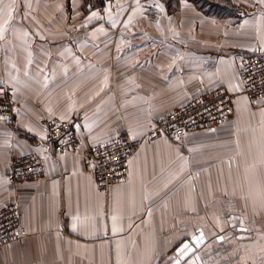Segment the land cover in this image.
Segmentation results:
<instances>
[{
	"label": "crops",
	"instance_id": "0c3cea01",
	"mask_svg": "<svg viewBox=\"0 0 264 264\" xmlns=\"http://www.w3.org/2000/svg\"><path fill=\"white\" fill-rule=\"evenodd\" d=\"M92 11L99 15L88 21ZM14 15L12 27L28 35L8 30L0 41V83L13 89L17 113L12 124L0 120V207L19 202L27 235L0 246V264H169L189 225L230 219L251 229L242 248L233 241L237 255L226 259L208 235L197 254L207 264L256 256L264 105L229 85L239 88L243 56L264 52L263 13L218 16L191 0H17ZM220 87L232 93L230 118L179 139L144 140L126 178L97 187L84 160L93 145L121 131L141 136L157 117ZM49 116L73 123L75 149L55 152L45 141ZM25 153L41 158L44 175L12 185L10 160Z\"/></svg>",
	"mask_w": 264,
	"mask_h": 264
},
{
	"label": "built area",
	"instance_id": "2783aa9c",
	"mask_svg": "<svg viewBox=\"0 0 264 264\" xmlns=\"http://www.w3.org/2000/svg\"><path fill=\"white\" fill-rule=\"evenodd\" d=\"M237 75L238 92L250 100H258L264 95V52L245 55L240 60ZM0 119L12 124L16 118L15 104L11 98L12 88L0 85ZM232 93L220 87L205 92L201 96L157 117L153 125L141 136L132 138L127 131L118 132L111 139L93 145L85 153V165L94 173L100 190L106 191L115 182L124 180L128 174L129 161L138 147L146 139H155L160 134L179 139L186 132L197 129H211L232 115ZM45 127V141L55 152L75 149L80 144V136L72 127L73 123L56 116L41 118ZM44 175L41 158L35 153L12 156L6 174L7 181L16 185L23 181L37 180ZM27 235L22 223L19 202L15 199L0 207V246L18 241Z\"/></svg>",
	"mask_w": 264,
	"mask_h": 264
},
{
	"label": "snow or ice",
	"instance_id": "6c2138e0",
	"mask_svg": "<svg viewBox=\"0 0 264 264\" xmlns=\"http://www.w3.org/2000/svg\"><path fill=\"white\" fill-rule=\"evenodd\" d=\"M261 3H264V0H260ZM17 5V0H0V41H4L6 40V36L5 33L8 30H11L13 37H17V36H27L28 32L27 31H23L20 32L18 29L13 28L12 27V23L15 21V15H14V10L16 8ZM91 9V5L89 6V10ZM122 10V7H121ZM103 11L105 13L110 12V8L107 6V4L105 5ZM135 11V9H134ZM99 12L98 11H92L91 15L87 17L88 21L93 20L94 18L98 17ZM131 22V16L129 17V20L125 21V26H127L128 24H130ZM115 26V22H113V27ZM257 39L260 40L261 43V50H264V35H261L259 32V27L257 28ZM25 75H27V72H25ZM229 90L230 91H236L238 90V86H233V85H229ZM4 89L0 88V95L3 94ZM247 99V98H245ZM260 104L264 105V95H262L259 98L258 101ZM13 111L15 112L16 110L13 109ZM255 115V114H253ZM260 115L262 117V122H264V109L261 110ZM0 119H3V117H0ZM63 119V117L61 118ZM77 127H79L77 125ZM138 133H131V136L133 139H135V136ZM78 217H73V219H77ZM112 219L115 221L116 217L113 216ZM239 224H240V228L238 229L240 232L242 233H246V232H250L251 229L245 227V221L243 219L239 220ZM232 225V221L231 219L228 220L225 225L221 228V231H224L227 229L228 226ZM213 228H217L220 227V223L219 220H217V222L215 224L212 225ZM73 229H75V225H73ZM113 231H117L115 225L113 226ZM199 234L195 235V234H191L189 233L190 236V240L188 238H185L180 245L175 249V256L174 257H169V264H181V262L184 260L185 257L189 256V253H192L193 258L189 259L187 261V264H198V262H200V264H207V261L203 260V257L199 254H197L198 250L200 249V247L202 245H204L205 243V239H206V235L205 232L203 230H198ZM258 232L260 233V239L264 240V228H261L258 230ZM208 235L214 236L215 242L216 243H220V242H224V241H230L232 238L230 236H225L222 234H216L214 232H209ZM249 237L241 235V236H237L235 239L237 241H242L245 239H248ZM245 248V250H247L248 246L244 245L243 246ZM212 248L211 245L208 246L207 249H205L206 252L210 251ZM237 252L234 250L231 253H228V257H226V259L236 256ZM251 259L252 260V264H264V244H262L259 247V251L256 254V256H245V257H241V264H247V261ZM230 264V262H229Z\"/></svg>",
	"mask_w": 264,
	"mask_h": 264
},
{
	"label": "rangeland",
	"instance_id": "374dc122",
	"mask_svg": "<svg viewBox=\"0 0 264 264\" xmlns=\"http://www.w3.org/2000/svg\"><path fill=\"white\" fill-rule=\"evenodd\" d=\"M98 1L99 0H94L95 3H97ZM194 1H196V0H194ZM196 4H199V5L201 4L202 5L201 9L204 11L210 9V11L220 12L221 14H224L225 16H233V17L234 16H240L241 14H243V13L246 14V13L250 12L251 10L258 11V13L264 14V3H261L260 0H251L250 3L249 2L247 3L245 0H206V1L205 0H197ZM209 4H213V5L210 6ZM4 84H6V83H4V82L0 83V85H4ZM12 92H13V89L11 90V98H12ZM224 225L225 224H221L220 227H217V228H213L212 225H207V226L205 225L204 228H202V227L200 228L199 226H190L189 225L188 226L189 229L184 230L181 233L182 236H180L179 239H181V237H185V238L190 239L189 233L198 235L199 234L198 230H203L205 232V235H208L209 232H214L217 234L223 233L224 235L230 236V237L232 236L231 237L232 239L230 241L221 242V246L219 247L220 250H218V251H220V254L225 253L228 256L229 251H231L233 248L232 247L233 241H237L235 239L236 238L235 236H237L238 234H240V236L241 235L245 236L246 233L250 234L251 231L246 232V233H242L238 230L237 226L233 225V224L228 226L226 230L221 231V228ZM208 236L210 237L211 240L214 239V236H211V235H208ZM258 236H260L259 233L254 234V238L258 237ZM254 238H253V240H255ZM237 242H238L237 248L239 249L240 246L242 248V245H243V244H241L242 242L241 243L239 241H237ZM255 242H261V241H251L249 243H255ZM207 243H208V241L206 240L204 245L201 246V248H203V246L205 247ZM229 243L231 245L230 247H229ZM261 243L263 244L264 242H261ZM215 255L217 256V251H216ZM221 257L222 256H220L218 258L220 259Z\"/></svg>",
	"mask_w": 264,
	"mask_h": 264
},
{
	"label": "trees",
	"instance_id": "16d2710c",
	"mask_svg": "<svg viewBox=\"0 0 264 264\" xmlns=\"http://www.w3.org/2000/svg\"><path fill=\"white\" fill-rule=\"evenodd\" d=\"M192 2L194 1V0H191ZM197 1V0H196ZM196 1H194L193 3H195L196 4ZM206 1V0H205ZM196 5H199V4H196ZM210 6H212L213 4H209ZM202 5L200 4L198 7L201 9L202 7H201ZM207 13H211V14H216V15H218V16H224V14H221L220 12H215V11H210V9L209 10H205Z\"/></svg>",
	"mask_w": 264,
	"mask_h": 264
}]
</instances>
